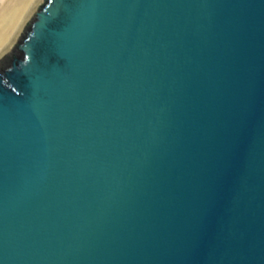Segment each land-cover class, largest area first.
<instances>
[{
    "label": "water",
    "instance_id": "95a60500",
    "mask_svg": "<svg viewBox=\"0 0 264 264\" xmlns=\"http://www.w3.org/2000/svg\"><path fill=\"white\" fill-rule=\"evenodd\" d=\"M0 264H264V0H36L0 52Z\"/></svg>",
    "mask_w": 264,
    "mask_h": 264
},
{
    "label": "bare ground",
    "instance_id": "6f19581e",
    "mask_svg": "<svg viewBox=\"0 0 264 264\" xmlns=\"http://www.w3.org/2000/svg\"><path fill=\"white\" fill-rule=\"evenodd\" d=\"M36 0H3L0 7V52L10 42Z\"/></svg>",
    "mask_w": 264,
    "mask_h": 264
},
{
    "label": "rangeland",
    "instance_id": "374dc122",
    "mask_svg": "<svg viewBox=\"0 0 264 264\" xmlns=\"http://www.w3.org/2000/svg\"><path fill=\"white\" fill-rule=\"evenodd\" d=\"M2 2H3V0H0V5H1V6H2ZM1 6H0V7H1Z\"/></svg>",
    "mask_w": 264,
    "mask_h": 264
}]
</instances>
